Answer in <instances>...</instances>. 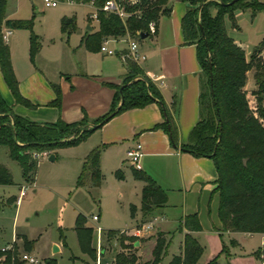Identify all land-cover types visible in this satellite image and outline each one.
<instances>
[{
	"label": "trees",
	"instance_id": "1",
	"mask_svg": "<svg viewBox=\"0 0 264 264\" xmlns=\"http://www.w3.org/2000/svg\"><path fill=\"white\" fill-rule=\"evenodd\" d=\"M6 1L0 0V75L13 103L29 105L18 92L9 49L2 39V25L12 29L29 30L28 58L31 63L34 62L40 43L38 37L30 30L33 14L26 19H5ZM74 1L90 3L95 10L96 30L81 39L84 47L90 50H99L103 39L118 38L126 34L138 38V33H147V23L156 22L161 15H167L170 5L169 0H114L126 14L124 18H120L114 13L101 10L105 0ZM179 1L187 4L180 22L183 39L194 44L196 59L205 77L204 88L199 95L200 117L189 131L186 143L177 146L175 126L170 119L168 108L160 100L157 89L142 74L135 62L126 60V73L121 84H108L114 89L108 110L91 120L89 125L86 124V118L69 123L58 118L53 122L32 121L14 113L11 106L0 98V146L6 148L7 157L19 166L23 180L32 184L37 165L34 153L75 144L119 112L155 101L159 104L163 121L152 128L162 129L173 147L212 160L217 174L215 190L218 192L217 216L221 230L264 233V125L248 108L242 90L246 71L251 69L256 85L254 93L257 96L258 114L263 116L264 109L260 107V102L264 101V35L246 59L241 44L227 36L223 25V16L227 15L231 25L236 27L233 17L236 9H248L254 14L257 11L264 12V5L257 0ZM72 29L60 22L62 33L68 34ZM52 88L55 97L49 103L58 107L59 92L55 85H52ZM130 172L134 179L142 182L140 207L143 214L165 202L164 190L146 173L133 166H130ZM114 176L121 177L120 169L114 170ZM99 181L98 149L94 147L84 158L76 185L86 182L97 186ZM10 184L11 174L0 164V185ZM130 212L132 215V205ZM181 227L187 231L200 230L195 214L184 216L178 230H181ZM73 230L80 252L93 258L90 245L91 228L84 226L83 219L77 216ZM114 235L123 234H118L117 229L105 230L107 239ZM123 239L133 238L120 237L119 241ZM21 240L22 245L31 243L23 235ZM165 247L163 235L157 233L150 261L137 262L136 256L127 252L124 255L117 253L114 264H158L164 255ZM200 253L198 242L186 233L183 236L181 253L172 255L167 264H195ZM9 255H5V261H9ZM255 255H262L264 258V242L262 247L255 251ZM216 258L217 256H214L205 264H218Z\"/></svg>",
	"mask_w": 264,
	"mask_h": 264
},
{
	"label": "rangeland",
	"instance_id": "2",
	"mask_svg": "<svg viewBox=\"0 0 264 264\" xmlns=\"http://www.w3.org/2000/svg\"><path fill=\"white\" fill-rule=\"evenodd\" d=\"M257 1L264 5V0ZM90 5L59 2L53 7H44L42 0H8L5 14L13 20L26 19L33 14L30 30L38 37L40 59L51 72H56L58 68L65 70L67 76L82 71L106 77L109 76L107 74H114L121 68L119 57L114 54L103 55L97 49L90 50L82 44L79 45V38L87 32V23L95 27V21L89 15L93 11ZM233 17L236 27L231 25L227 15L223 16L225 32L227 36L241 44L244 56L248 59L250 52L264 35V12L257 11L251 14L248 9H236ZM60 22H64L67 28H73L72 31L68 34L61 33ZM11 32L6 38L10 39L12 48L19 57L20 49L22 47L27 49L29 30L15 29L13 35ZM105 45L114 49L113 43L109 41H106ZM262 56L264 58V48ZM121 82L122 80L116 86ZM255 89L252 70L249 69L247 83L245 79L242 90L248 108L264 125V115L258 114ZM0 98L9 106L13 103L2 79ZM260 107L264 109V101L260 102ZM100 127L75 144L40 151L36 158L33 184L22 179L19 166L7 157L6 148L0 146V163L8 168L12 178V184L0 186V242L8 239L12 231L23 233L31 241V248L28 244L22 245L20 241L17 251L32 253L38 260L47 264H93L97 251L100 261L108 260L110 264L115 263L117 253L124 255L127 252H132L137 262L151 260L150 240L155 237L158 230L153 228L139 237L131 236L130 233L114 235L108 239L105 236L104 229L121 231L135 226V223L147 219L149 215L141 213L142 182L136 181L130 172V166L137 167V164L131 165L124 157V150L129 143L105 142L104 137L107 133L105 128ZM94 147L98 149L99 184L91 186L84 182L82 185H76L84 158ZM41 152H46V157L42 156ZM50 154L54 157L52 160H48ZM117 168L121 171L120 178L114 176V170ZM146 174L154 181L148 173ZM20 185L25 186L24 195L15 203L14 197L18 195ZM130 205L133 206L132 215ZM92 215L97 219L92 220ZM77 216L83 219L84 226L91 228L90 245L93 249V258L79 250L73 230ZM176 226L177 223L164 225L167 229L168 245L158 264H167L171 255L178 251L179 235ZM96 228L101 230L98 245ZM126 236L133 239L119 241L120 237ZM215 238L216 247L218 249L223 247V251L217 254L218 264H261V257L255 255V251L261 247L259 234H237L230 237L222 233ZM134 242H137L136 245ZM53 243L59 244L58 251H52ZM200 243L201 253L196 264H203L210 247L213 246V242L210 244L208 241L203 242L202 238ZM147 258L150 259L146 260ZM262 260L264 263V258Z\"/></svg>",
	"mask_w": 264,
	"mask_h": 264
},
{
	"label": "crops",
	"instance_id": "3",
	"mask_svg": "<svg viewBox=\"0 0 264 264\" xmlns=\"http://www.w3.org/2000/svg\"><path fill=\"white\" fill-rule=\"evenodd\" d=\"M73 3L75 4V2ZM88 4L90 5V3ZM169 4L168 14L161 15L154 22V33H146V36L142 38L139 36L132 38L136 40L138 50L144 56V59L135 63L142 74L155 86L160 100L168 108L170 119L177 133V146H180L187 142L189 131L200 117L199 95L204 88L205 77L196 59L194 44L186 42L181 32V17L187 8V4L179 0H169ZM90 6L93 10L90 12L91 14L94 12V8L92 5ZM5 19L13 20L7 14H5ZM93 20L95 27L93 28L90 23H87V32L79 38V45L82 44L81 39L83 37L96 30L97 22L96 19ZM6 29L9 30V33L12 31L11 35H13L15 29L6 25H2L1 33ZM127 37L131 36L126 34L118 38L106 39L113 43L114 55L118 56L119 52L126 48ZM4 42L9 49L10 63L17 80L18 92L29 102V105L12 103L11 109L14 113L28 117L33 121L53 122L58 118L69 123L86 118V124L89 125L91 120L104 114L111 104L114 89L108 84L117 85L126 73L124 62L121 60V68L116 70L114 74H107L109 76L106 77L82 71L67 76L65 70L58 68L53 73L40 59V47L34 57V62L31 63L27 57L28 45L27 49L26 47L20 49V56L17 57L10 39L5 38ZM121 43L124 44L121 45ZM99 52L103 55H113ZM248 71H246V83ZM0 79H2L1 75ZM52 85H55L59 92L58 107L49 103L55 97ZM162 121L163 116L159 104L151 101L141 107L129 108L119 112L100 128L106 130L105 142L113 144L126 141L129 143L124 150V157L126 150L139 143L140 155L134 163L137 164L136 168L148 173L164 190L165 202L147 213L149 217L155 215L162 217L155 224L154 229L163 235L166 244L164 254L168 245L167 229L164 225L177 223L175 229L179 235L178 251L172 255L181 253L183 236L188 233L198 242L200 247V238L203 239V242L208 241L209 244L213 242V246L210 247L207 258L203 262L205 264L220 253L221 248L216 247L215 237L218 238L222 233L230 237L237 234L259 233L221 230L217 216L218 192L215 190L217 174L212 160L209 157L194 156L178 147H173L168 135L162 129L152 128ZM125 159L127 158L125 157ZM140 184L142 186V183ZM17 196L14 197L15 203ZM190 214L196 215L200 230L187 231L184 227L178 230L183 217ZM22 235L27 239L25 234L12 231L8 239L1 240L0 247L13 241L17 249L18 243L22 242ZM154 239L155 237L150 240V251ZM136 243L134 242V245ZM53 244L57 246L56 251H58L59 244ZM28 246L31 248V243Z\"/></svg>",
	"mask_w": 264,
	"mask_h": 264
},
{
	"label": "built area",
	"instance_id": "4",
	"mask_svg": "<svg viewBox=\"0 0 264 264\" xmlns=\"http://www.w3.org/2000/svg\"><path fill=\"white\" fill-rule=\"evenodd\" d=\"M66 2V3H73L75 2L74 0H42L43 6L44 7H53L55 6L58 2ZM101 10L105 12H111L116 14L120 18H124L126 16L125 12L122 10L121 6L115 2L114 0H105L103 5L101 6ZM90 17L95 19V10L93 13L90 14ZM155 30V23L153 21H149L147 23V33L152 34L154 33ZM9 33V30L6 29L2 33V39L5 40L7 34ZM107 40L103 39L102 43H100L99 46V51L105 53V54H113L114 51L110 48H107L105 45V42ZM126 48L119 52L118 57L122 62H125L126 60H130L133 62H137L139 60L144 59V56L139 52L138 50V44L136 40L132 37H127L126 38ZM40 153H34L33 156L37 158ZM42 156H46V152H41ZM140 155V144L137 143L134 145V147L128 149L125 151V157L127 160L131 163L134 164L137 160V158ZM24 189L25 186H20L19 188V193L16 199V203L18 202L19 198L24 194ZM92 220H96V216L92 215L91 216ZM162 217L160 216H150L147 219L137 223L135 226L127 229H122L121 231L118 230V234H127L130 233L131 236L134 237H139L142 236L148 232H150L154 227L155 224L160 221ZM101 230L96 228L95 233H96V242L97 245L99 244V234ZM261 236V247L264 242V233H260ZM0 264H47V262H42L38 260L32 253L26 254L24 252H20L19 250L17 251L16 247L13 244V241L11 243L5 244L0 247ZM9 253V261H5V255ZM261 257V264L263 263L262 260V255ZM93 264H110L108 261H100V255L99 252L97 251L95 260Z\"/></svg>",
	"mask_w": 264,
	"mask_h": 264
},
{
	"label": "water",
	"instance_id": "5",
	"mask_svg": "<svg viewBox=\"0 0 264 264\" xmlns=\"http://www.w3.org/2000/svg\"><path fill=\"white\" fill-rule=\"evenodd\" d=\"M232 1H233V0H231V2H232ZM138 36H139L140 38H142V37L146 36V32H140V33H138ZM209 77H210V74H209ZM52 159H53V155L50 154V155L48 156V160H52ZM56 250H57V246L53 244V246H52V251L55 252Z\"/></svg>",
	"mask_w": 264,
	"mask_h": 264
}]
</instances>
